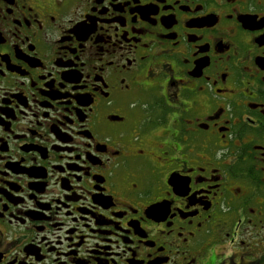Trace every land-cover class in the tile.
<instances>
[{
	"label": "flooded vegetation",
	"instance_id": "af4514ba",
	"mask_svg": "<svg viewBox=\"0 0 264 264\" xmlns=\"http://www.w3.org/2000/svg\"><path fill=\"white\" fill-rule=\"evenodd\" d=\"M0 264H264V0H0Z\"/></svg>",
	"mask_w": 264,
	"mask_h": 264
}]
</instances>
